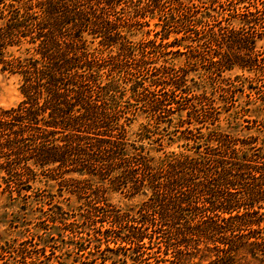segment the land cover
<instances>
[{
  "label": "trees",
  "instance_id": "trees-1",
  "mask_svg": "<svg viewBox=\"0 0 264 264\" xmlns=\"http://www.w3.org/2000/svg\"><path fill=\"white\" fill-rule=\"evenodd\" d=\"M136 1L144 4L130 10ZM165 2L0 0V63L24 79L23 99L16 106L0 108V168L8 175L9 191L16 190L19 196L25 183L31 188L28 183L36 178L35 166L46 176L73 181L80 191L86 190L85 182L65 174L86 173L107 180L108 186L94 185L84 218L73 223L103 222L94 231L98 233L89 227L84 234L88 240L107 242L102 250L96 246L98 252L131 248L133 255H125L123 264H128L127 257L129 264H185L182 255L186 254L198 255L196 264L209 258L211 264H236L238 255L264 264V145L251 146L256 137L239 139L218 130L216 145L197 150L198 155L172 152L159 157L128 140L126 121L131 117L124 115L122 104L126 91H131L126 101H138L140 91L142 95L152 91L140 78H130L134 69L116 68L129 49L120 28L127 26L135 11L163 10ZM175 2L177 6L187 3ZM251 5L239 27H208L214 52L211 63L219 71L238 66L264 81V43L257 47L258 40H264V0ZM180 11V15L164 17L165 24L184 18V8ZM188 23L186 28L193 24ZM166 31L162 41L171 32ZM85 33L99 38L100 52L117 47L116 53L107 56L113 65H104L89 47L94 40ZM25 42L32 45L27 51L32 48L38 56L5 57L9 47ZM166 81L153 80L159 89ZM177 87V80L170 83L162 97L150 102L151 111H164L165 95L171 98ZM189 108L190 119L198 118V106L192 103ZM194 135L196 141L199 137ZM109 188L128 195L143 192L147 199L138 216L110 203ZM60 216L63 221L64 212ZM85 241L80 250L87 249ZM110 241L115 248L109 247ZM142 248L159 255H154L153 262L145 261ZM13 250L20 255L0 252V264H37L38 258L29 254L39 253L38 248L30 252L28 247L14 246ZM101 257L102 264L118 262L109 255Z\"/></svg>",
  "mask_w": 264,
  "mask_h": 264
},
{
  "label": "rangeland",
  "instance_id": "rangeland-1",
  "mask_svg": "<svg viewBox=\"0 0 264 264\" xmlns=\"http://www.w3.org/2000/svg\"><path fill=\"white\" fill-rule=\"evenodd\" d=\"M165 1L163 10L144 7L141 11H135L127 26L120 28L129 40V49L128 56L118 62L116 68L121 71L134 69L130 78H140L152 91L146 92L147 95H142L143 91H140L138 101L133 98L126 101L131 94L130 90L126 91L122 104L124 115L131 117V120L126 121L128 140L137 145L142 144L145 151L155 157L172 152L198 155L197 150L204 152L207 145H216L214 135L218 130L239 139L252 135L256 138L251 146L264 145V81L238 66L223 71L214 68L211 63L214 52L207 32L208 27H239L242 25L243 13L252 7L255 0H183L187 3L180 6L175 4V0ZM136 3L139 5L129 7L130 10L144 4L142 1ZM182 8L186 16L178 18L176 24L166 25L164 17L180 15ZM188 21L193 24L186 28ZM167 29L171 32L162 41ZM85 36L88 40H94L91 34L85 33ZM98 41L99 38H95L94 42H89V47L98 52L104 65H113L107 56L116 53L117 47L112 51L105 49L100 52ZM263 43L264 40H258L257 47L260 48ZM30 46L25 42L20 46L9 47L5 57L38 56L32 48L27 51L26 48ZM159 77L167 80L160 89L153 82ZM102 80H108L105 73ZM176 80L180 87L174 91L175 95L171 94V98L165 95V110L152 112L148 106L150 102L162 97L167 91L166 87ZM23 82L21 73L4 68L0 63V108L16 106L23 99ZM192 103L199 108L198 118L190 119L189 107ZM194 133L199 137L196 141ZM34 168L37 170L36 178L29 181V189L25 183L20 196L16 190L9 191L6 182L8 175L0 168V252L3 255H20L13 250L14 246L28 247L30 252L38 248L39 253L29 254L38 258L37 264H82L83 261H87V264H102L103 255L117 258V264H123L125 255H133L131 248L97 251V245H101L102 250L107 242L88 240L84 231L90 227L92 233H98L103 222H97L96 225L73 223L81 222L84 218L83 213L88 207L86 201L92 195L94 185L100 182L108 186L107 180L102 181L98 176L86 173L65 174L66 178L85 182L86 190L82 188L80 191L73 186V181L46 176L40 167ZM107 196L110 203L134 216H138L139 208L147 199L143 192L128 195L125 190L112 188L107 190ZM60 212H64L63 221H60ZM83 241L87 249L80 250ZM115 246L110 241L109 247ZM89 248L92 250L88 251ZM153 250L144 249L146 253L142 259L153 262L154 255H159L152 254ZM182 256L186 259L185 264H196L199 260L198 255ZM110 261L108 259L106 263ZM127 261L131 263V258L127 257ZM209 261L210 258L200 264H211ZM235 261L236 264H263L244 255H238Z\"/></svg>",
  "mask_w": 264,
  "mask_h": 264
}]
</instances>
